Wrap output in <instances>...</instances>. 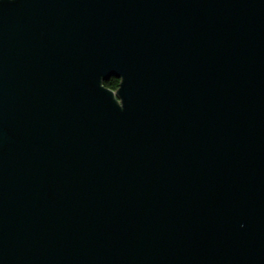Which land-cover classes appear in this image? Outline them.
Returning <instances> with one entry per match:
<instances>
[{
	"label": "water",
	"instance_id": "obj_1",
	"mask_svg": "<svg viewBox=\"0 0 264 264\" xmlns=\"http://www.w3.org/2000/svg\"><path fill=\"white\" fill-rule=\"evenodd\" d=\"M0 264H264V0H0Z\"/></svg>",
	"mask_w": 264,
	"mask_h": 264
},
{
	"label": "trees",
	"instance_id": "obj_2",
	"mask_svg": "<svg viewBox=\"0 0 264 264\" xmlns=\"http://www.w3.org/2000/svg\"><path fill=\"white\" fill-rule=\"evenodd\" d=\"M120 83V79L112 77L110 78V80L104 82V86L112 90H117L120 87Z\"/></svg>",
	"mask_w": 264,
	"mask_h": 264
}]
</instances>
